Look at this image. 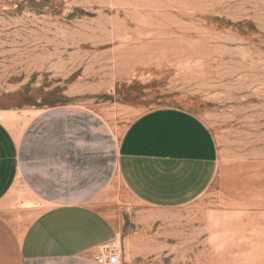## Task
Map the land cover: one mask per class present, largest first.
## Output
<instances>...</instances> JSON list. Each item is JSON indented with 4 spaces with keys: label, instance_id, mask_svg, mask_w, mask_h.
<instances>
[{
    "label": "rangeland",
    "instance_id": "1",
    "mask_svg": "<svg viewBox=\"0 0 264 264\" xmlns=\"http://www.w3.org/2000/svg\"><path fill=\"white\" fill-rule=\"evenodd\" d=\"M62 105L95 109L122 127L162 107L208 123L221 151L212 190L159 212L122 189L123 210L106 211L121 222L110 246L119 264H208V214L234 185L224 170L264 151V133H246L264 130V0H0V111ZM236 236L213 233L216 264L225 263V245L249 239ZM250 238L255 257L242 247V261L230 264H264V230Z\"/></svg>",
    "mask_w": 264,
    "mask_h": 264
},
{
    "label": "crops",
    "instance_id": "2",
    "mask_svg": "<svg viewBox=\"0 0 264 264\" xmlns=\"http://www.w3.org/2000/svg\"><path fill=\"white\" fill-rule=\"evenodd\" d=\"M0 113V264H108L98 259L119 239L121 222L106 211L123 210L122 189L142 208L173 212L218 183L217 136L186 109L149 110L123 127L79 105ZM258 154L252 163L229 160L230 196L208 214L211 237H249L225 245L224 264L242 261V247L255 257L250 237L264 230V151ZM210 240L208 264H216Z\"/></svg>",
    "mask_w": 264,
    "mask_h": 264
},
{
    "label": "built area",
    "instance_id": "3",
    "mask_svg": "<svg viewBox=\"0 0 264 264\" xmlns=\"http://www.w3.org/2000/svg\"><path fill=\"white\" fill-rule=\"evenodd\" d=\"M120 252L116 248H108L102 256L99 257L101 263L108 264H119L120 263Z\"/></svg>",
    "mask_w": 264,
    "mask_h": 264
}]
</instances>
